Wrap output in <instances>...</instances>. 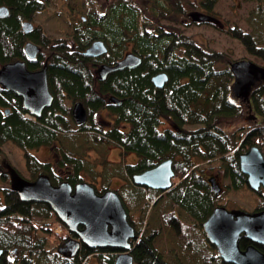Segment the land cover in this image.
Listing matches in <instances>:
<instances>
[{"label": "trees", "instance_id": "1", "mask_svg": "<svg viewBox=\"0 0 264 264\" xmlns=\"http://www.w3.org/2000/svg\"><path fill=\"white\" fill-rule=\"evenodd\" d=\"M180 1L109 0L100 5L99 0H0V7L9 10L0 17V65L26 59L28 41L40 45L42 55L28 66L37 70L48 62L49 89L54 96L40 117L30 119L22 98L0 86V161L3 146L12 143L24 153L30 181L47 175L54 185L68 181L75 186L83 180V170L93 171L80 159L79 151L90 148L89 137L95 134L96 143L107 141L137 156L136 162L123 163L111 173L118 176L120 172L124 180L118 193L136 229L131 249L135 264H231L218 255L203 224L217 206H226L219 197L229 189L255 194L254 211L264 210V190H251L239 159L240 149L254 146L264 156V83L253 88L249 101L236 97L234 76L223 53L208 50L192 36L162 23L190 18ZM218 1L193 0L192 6L210 14ZM253 1L257 2L249 20L253 29L246 32L234 26L227 33L264 62V0ZM51 6L66 35L51 41L41 25L25 33L23 23H33ZM100 39L108 52L86 56L84 51ZM130 52L142 58L139 66L114 71L104 79L96 74L101 65H114ZM159 73L168 77L161 88L153 82ZM109 96L121 104H106ZM70 101H81L89 112L88 122L79 129L73 127ZM250 107L259 120L256 126L244 122L232 132L225 131V122L238 121ZM101 108L110 118L97 133L100 124L94 116ZM165 120L174 128L161 129ZM77 143L84 147H76ZM43 146L62 147L63 157L58 162L40 161L32 150ZM167 159L173 160L175 172L171 189L163 192L132 183L134 175ZM207 161L217 162L228 178L220 194L212 191L206 170L200 166ZM54 166L68 171L58 177ZM3 187L0 264H92L91 255L94 264L115 263L118 249H92L84 244L76 255L59 252L68 236H55L58 218L50 205L21 200L12 186ZM252 243L242 238L240 247ZM255 245L264 252V245Z\"/></svg>", "mask_w": 264, "mask_h": 264}, {"label": "water", "instance_id": "2", "mask_svg": "<svg viewBox=\"0 0 264 264\" xmlns=\"http://www.w3.org/2000/svg\"><path fill=\"white\" fill-rule=\"evenodd\" d=\"M9 10L1 6L0 17L7 16ZM191 19L197 23L220 21L203 12H192ZM32 22H24L25 33L32 31ZM25 51L30 58L39 52L36 44L29 42ZM108 52L103 40H96L85 51L88 57H100ZM142 58L134 52L128 53L114 65H102L98 73L102 77L125 68H135ZM234 76L233 91L236 97L249 101L252 87L264 81V67L251 60H238L230 63ZM168 77L159 73L153 77L154 84L161 88ZM0 84L9 91L15 92L23 100L24 107L34 116L40 117L44 109L52 105L53 96L49 90L47 67L40 71H29L24 62L8 63L0 69ZM114 103L120 101L112 97ZM251 110V108H250ZM72 116L81 124L86 122L87 113L81 102L75 103ZM252 118L255 116L252 115ZM241 170L248 177L252 190L264 187V156L257 146L239 155ZM175 172L173 160L167 159L157 166L133 176L136 186L149 187L161 191L171 189ZM208 182L215 194L222 190L215 177ZM12 187L21 200L44 202L50 205L58 219L75 234L66 241L59 251L75 255L81 243L92 249L112 248L121 252L114 264H134L131 254L132 241L137 239L135 228L128 220V212L121 197L114 190L102 194L88 182H79L75 186L65 181L53 185L49 176L40 175L34 181H28L17 173L12 178ZM208 240L215 245L218 255L231 264H264V252L255 244L264 245V210L247 211L228 209L218 206L203 224ZM246 238L253 242L245 249L240 247V240ZM15 251V250H14ZM3 249L0 248V258Z\"/></svg>", "mask_w": 264, "mask_h": 264}, {"label": "rangeland", "instance_id": "3", "mask_svg": "<svg viewBox=\"0 0 264 264\" xmlns=\"http://www.w3.org/2000/svg\"><path fill=\"white\" fill-rule=\"evenodd\" d=\"M108 1L109 0H99L98 3L101 5L107 3ZM192 2L193 0L180 1V4L183 6L188 15H190L192 12L197 11L208 13L202 11L200 8L193 7ZM256 6L257 2L253 0H219L213 9V12L210 13L220 20V23L216 24V26L209 25L207 23L194 22L191 17L188 18L187 16L179 18L180 20L177 23L171 22L169 20L162 21V23L166 24L168 28H176L182 33L192 36L198 43L202 44L208 50L223 53L225 64L229 65L231 62L238 60H251L254 63L262 66L264 65L263 61L253 55H250L239 40L231 37L227 33V28L234 26H238L244 31L250 32L253 28L249 20L250 18L252 19L251 13L256 8ZM53 9L54 8L51 6L48 9V12L38 15L33 22V25L35 26H42L41 28L45 32V35H47V37L50 38L51 41H54L55 39L64 37L66 35L64 24L56 19V16L51 13ZM47 56L48 54L45 53L44 59H46ZM1 67L2 65H0V69ZM96 74L99 75L98 71ZM100 77L104 79V77ZM105 102L106 104L108 103L107 99H105ZM67 106H71L70 102H68ZM250 115L255 116L254 113L246 111L243 117L238 121H228L227 123L225 122L223 124V128H225V131L232 132L237 125H242L244 122H246V125H252L254 127L256 126V123L259 122V120L255 118L254 120L257 121H251L253 120V118H251ZM94 118H96V121L100 124V126L97 124L98 126L96 125L97 127L95 129L97 133H99V130L97 128H106L104 126V121L105 119H109V117L107 116V110L105 108H101L97 111V114L95 113ZM166 127L174 128V124L171 121L165 120L163 124H160V128L163 129ZM185 127L188 126L185 125ZM80 136L83 138L82 135ZM94 136L95 134H92L89 137L88 147L90 148H87L86 152L79 151V154L82 153L80 159L84 160V162L87 161L88 165L92 167L93 171L90 173L89 170L86 169L83 170L80 175L83 177V180L85 182L87 181L91 185H94L97 190H102V186L105 185L110 188L109 190L119 192V189H121L124 184L122 174L119 172L118 176H111V173L118 166H122L123 163L136 162L137 156L134 153L126 154L118 145L111 144L107 141L96 143L97 141L94 140ZM75 145H77L76 147H84V145L80 143H77ZM61 149L62 147H60L59 149L58 147L52 148L50 146H43L38 150H32V153L36 155L40 161L58 162L60 161V158L63 157ZM240 150H242V152L244 151L243 149ZM3 155L6 158V161H8V164L12 165L17 171L21 173L22 177L28 180L23 151L16 147L14 144L7 143L3 146ZM104 155H106V157H104ZM200 166H203L205 168L206 171L204 172V175L207 178L216 176L222 186L229 184L228 178L224 176L223 169L217 166V162L212 164H210L208 161L202 162ZM54 169L58 177L61 175L63 176L64 173L68 171L65 169L58 170L55 166ZM0 185H2L1 181ZM0 195L3 197L1 191ZM256 201V195L245 190L229 189L219 197V202L225 203L228 209L243 208L254 211ZM133 216L134 219H136L138 217V214L135 213ZM39 221L40 220H36V222ZM59 221L60 220L58 219V221L54 225L55 236L58 237L60 235H66L69 238L73 233L68 230L65 224ZM89 260L92 264H94L96 261L95 256H89Z\"/></svg>", "mask_w": 264, "mask_h": 264}, {"label": "flooded vegetation", "instance_id": "4", "mask_svg": "<svg viewBox=\"0 0 264 264\" xmlns=\"http://www.w3.org/2000/svg\"><path fill=\"white\" fill-rule=\"evenodd\" d=\"M34 27H35V25H34ZM33 27V28H34ZM33 30V29H32ZM29 42H32V41H28L27 43H29ZM26 43V44H27ZM32 43H34V42H32ZM26 44H25V47H26ZM34 44H36V43H34ZM37 46H38V48H39V52L37 53V55L34 57V58H30L29 56H28V54H27V52L25 51V48H24V51H25V55H26V59H24V60H17V61H21V62H24L25 63V65H26V68L29 70V71H33V72H35V71H40V70H42L45 66L47 67V78H48V62L47 61H45V62H43L41 65H42V67H40V68H38L37 70H32V69H30V67L28 66L29 64H32V63H36L37 62V58L40 56V55H42V48H41V46L40 45H38V44H36ZM17 61H15V62H17ZM13 63V62H12ZM6 65V64H5ZM4 65H2V67H3ZM102 66V65H101ZM100 66V67H101ZM263 67H264V65H262ZM1 67V68H2ZM99 67V68H100ZM99 68L97 69V71L99 70ZM102 79V78H101ZM259 83H264V81H262V82H258L257 84H259ZM257 84H255L253 87H252V89H251V93H252V90H253V88L257 85ZM1 86V85H0ZM48 86H49V82H48ZM2 87V86H1ZM4 88V87H3ZM5 89V88H4ZM6 90V89H5ZM50 90V89H49ZM7 91H9V90H7ZM13 92V91H12ZM15 93V92H14ZM251 93H250V95H251ZM16 94V93H15ZM52 94V93H51ZM17 95V94H16ZM18 96V95H17ZM53 96V95H52ZM18 97H20V96H18ZM112 97H115V96H109L108 97V99H107V104H116V105H120L121 104V101L116 97V99L117 100H119L120 101V103L119 104H117V103H114L113 101H112ZM249 98H250V96H249ZM53 100H54V96H53ZM77 102H81V101H76V102H72V101H70V104H71V106H69V107H71V112H73V107H74V105H75V103H77ZM251 102V101H250ZM52 103H53V101H52ZM82 103V102H81ZM249 103V102H248ZM83 104V103H82ZM83 106H84V108L86 109V107H85V105L83 104ZM251 108V107H250ZM250 108H249V110H248V112L250 111ZM45 110V109H44ZM43 110V111H44ZM250 112H252V110L250 111ZM43 113V112H42ZM86 113H87V120H86V122H84V123H81V124H79V123H77L75 120H74V118H73V127L74 128H76V129H79V127L80 126H82L83 124H85V123H87L88 122V119H89V112L87 111V109H86ZM29 114H30V112H29ZM110 114V113H109ZM109 114H108V111H107V116L110 118V116H109ZM251 116V115H250ZM35 118H36V116H35ZM251 118H252V116H251ZM255 118H257L256 116H255ZM255 118H253V120H251V121H257V120H254ZM258 119V118H257ZM105 120H109V119H105ZM105 126V125H104ZM106 127V126H105ZM38 150V149H37ZM245 152H246V150H244ZM44 162H47V161H44ZM18 174V175H20V176H22L21 175V173L19 172V171H17L12 165H9L8 164V161H6V158L4 157V155L2 156V159H1V161H0V181H1V183H2V185H0V191L2 192V194H3V189H4V187H3V184H8V185H10L11 186V182H12V178H13V176L15 175V174ZM4 176H5V178H4ZM5 179V183L4 182H2V179ZM3 179V180H4ZM107 188L108 187H104V186H102V190H97L98 191V193H102V192H104L105 190H107ZM108 189H110V188H108ZM73 238H76V239H78L77 238V236L75 235V234H71L70 235V237L68 238V239H73ZM65 243V242H64ZM132 244H133V241H132ZM83 243H81V246H80V248H79V250L77 251V253L81 250V248L83 247ZM76 253V254H77ZM75 254V255H76Z\"/></svg>", "mask_w": 264, "mask_h": 264}]
</instances>
